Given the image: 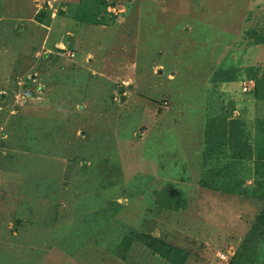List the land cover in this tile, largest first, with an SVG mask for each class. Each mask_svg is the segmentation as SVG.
Listing matches in <instances>:
<instances>
[{"label":"rangeland","instance_id":"1","mask_svg":"<svg viewBox=\"0 0 264 264\" xmlns=\"http://www.w3.org/2000/svg\"><path fill=\"white\" fill-rule=\"evenodd\" d=\"M260 122L264 0H0V264H264Z\"/></svg>","mask_w":264,"mask_h":264},{"label":"trees","instance_id":"2","mask_svg":"<svg viewBox=\"0 0 264 264\" xmlns=\"http://www.w3.org/2000/svg\"><path fill=\"white\" fill-rule=\"evenodd\" d=\"M254 87L252 89H250L249 91H247V92H251L253 89L255 90ZM234 124L235 123H233V122L229 123V125H230L229 127L231 129V133H234V127H236V126H234ZM262 126H263V122H260L258 129H261L264 132V127L262 128ZM208 134H209V132H208ZM207 139L209 140L210 138L207 137ZM211 146H212V142L206 143V149L204 150L205 157H209L211 152H213ZM260 146H262L261 148L264 147V137L262 138ZM260 149L257 151L256 160H255L256 161L255 162V171L254 172H256V177L260 178V179H257L256 186L259 189L258 192H260V194H262L261 196H263V198H264V149H261V150ZM258 182H260V184H257ZM141 237H144V236L139 235L137 237V239L138 238L140 239ZM154 242H156V241L154 240ZM157 243L159 244V247L162 250H166V253L168 254V256L170 257L171 260L174 257V254L178 252L177 250H175L174 248H171L168 245H162L159 242H157ZM244 245L245 244H242V246L238 249L235 257H233L231 259L230 264H240L239 261H240L241 257L243 256V249L245 247Z\"/></svg>","mask_w":264,"mask_h":264},{"label":"built area","instance_id":"3","mask_svg":"<svg viewBox=\"0 0 264 264\" xmlns=\"http://www.w3.org/2000/svg\"><path fill=\"white\" fill-rule=\"evenodd\" d=\"M254 87V84L252 81H249V82H245L242 84V90L244 92H247L249 91L250 89H252Z\"/></svg>","mask_w":264,"mask_h":264}]
</instances>
